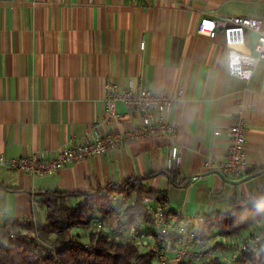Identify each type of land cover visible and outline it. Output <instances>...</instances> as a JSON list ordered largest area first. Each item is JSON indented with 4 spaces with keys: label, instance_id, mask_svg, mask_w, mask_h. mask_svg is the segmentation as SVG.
Returning a JSON list of instances; mask_svg holds the SVG:
<instances>
[{
    "label": "crops",
    "instance_id": "1",
    "mask_svg": "<svg viewBox=\"0 0 264 264\" xmlns=\"http://www.w3.org/2000/svg\"><path fill=\"white\" fill-rule=\"evenodd\" d=\"M216 14L264 23V0H0V155L8 161L30 149L52 156L90 130L123 133L137 125V114L122 102L116 103L119 120L101 123L107 80L119 91L138 86L168 94L183 90L167 114L177 128L172 136L128 140L49 176L0 164V228L12 230L15 221L44 222L43 192L75 193L68 198L75 204L83 193L127 180L138 181L142 195L153 192L154 202L172 215L188 216L196 226L238 210L248 198L259 202L264 62L249 81L229 74L222 36L197 32L202 17ZM255 39V32H248L249 47ZM236 110L247 129L246 176H255L232 185L204 164L224 160L227 137L214 131L228 128ZM171 142L179 146L181 161L167 170ZM144 216L140 227L153 230ZM214 232L220 231L209 233Z\"/></svg>",
    "mask_w": 264,
    "mask_h": 264
},
{
    "label": "built area",
    "instance_id": "2",
    "mask_svg": "<svg viewBox=\"0 0 264 264\" xmlns=\"http://www.w3.org/2000/svg\"><path fill=\"white\" fill-rule=\"evenodd\" d=\"M197 32L209 38L222 36L226 50V71L244 81H249L255 67L264 62V23L258 18L230 14L204 16L198 23ZM248 32L256 34L251 47L248 46ZM144 45L145 41L142 38L139 48L142 50ZM105 88L101 123L111 124L114 120H119L116 103L122 102L137 114V125L123 133L113 130L96 134L90 130L81 139L60 147L49 157L35 149H30L10 161L0 155V164H8L31 176H49L63 170L72 162L100 155L128 140L159 133L169 136L175 134L176 125L167 118V114L181 100L182 89L175 94L155 91L146 86L129 87L119 91L111 80L106 81ZM246 132L242 112L234 111L232 124L224 131H214L215 135L224 133L227 137L228 149L224 160L217 165L208 160L204 168L206 170L215 168L220 174L232 176L233 179L245 177L249 169L245 151ZM180 161V148L175 142H171L165 157V168L174 170L180 165ZM195 178L196 176L191 179ZM138 203L145 207L153 230L146 231L140 227L139 220L143 216L140 212L132 216V221L130 220L126 210ZM111 204V214L102 217L100 213H96L87 224L72 227L65 242L72 243L81 238L84 248H89L87 235L91 232L105 231L122 243L148 248L153 252L156 264H181L186 261L203 264L212 260L217 264H237L245 258L255 260L264 258V215L257 219L255 226L249 228L243 236L223 234L220 231L197 237L198 225H192L188 216L170 214L161 203L154 202L148 195L138 197L117 193L112 197ZM32 222L34 225L38 224L33 220ZM16 239L12 230L5 232L0 228V242ZM44 246L53 252L56 251L51 245Z\"/></svg>",
    "mask_w": 264,
    "mask_h": 264
},
{
    "label": "trees",
    "instance_id": "3",
    "mask_svg": "<svg viewBox=\"0 0 264 264\" xmlns=\"http://www.w3.org/2000/svg\"><path fill=\"white\" fill-rule=\"evenodd\" d=\"M117 193L140 197L143 191L136 180L111 183L81 194L82 199L75 204L68 202V198L77 195L75 193L62 190L41 193L39 202L45 211V221L36 225L31 220L15 221L12 231L17 239L0 242V264H156L151 250L141 251L138 246L117 241L105 231L87 235L89 248H84L81 238L72 243L65 242L72 227L87 224L96 213H100L102 217L111 214L112 197ZM146 193L149 196L154 195L151 191ZM126 212L131 221L132 216L138 212L143 213L145 219L149 220L145 207L140 203L128 208ZM263 215L264 204L251 203L244 209L201 221L196 236H204L216 228L223 234H238ZM44 244L53 246L56 251L47 249ZM181 264L194 263L186 261ZM203 264L217 262L212 260ZM237 264H264V258H245Z\"/></svg>",
    "mask_w": 264,
    "mask_h": 264
},
{
    "label": "water",
    "instance_id": "4",
    "mask_svg": "<svg viewBox=\"0 0 264 264\" xmlns=\"http://www.w3.org/2000/svg\"><path fill=\"white\" fill-rule=\"evenodd\" d=\"M216 173H218L225 182H227L229 184H232V185H236V184L242 183V182L250 179L251 177H254L255 176V174H253V175L245 176V177H243V178H241L239 180H230V179L225 178L218 171H216ZM259 195H260V201L259 202H257L256 199L248 198V199L245 200L244 204L241 207H238L236 209H239V210L240 209H244L247 206L248 203H252L254 205H262V204H264V181L263 182H260V185H259Z\"/></svg>",
    "mask_w": 264,
    "mask_h": 264
},
{
    "label": "rangeland",
    "instance_id": "5",
    "mask_svg": "<svg viewBox=\"0 0 264 264\" xmlns=\"http://www.w3.org/2000/svg\"><path fill=\"white\" fill-rule=\"evenodd\" d=\"M248 229H249V227H247ZM248 229H247V231H248ZM71 230V229H70ZM70 230H69V236H70ZM220 231V230H219ZM239 235H240V233H239ZM55 236H56V234H55ZM68 236V237H69ZM67 238V237H66ZM140 250L141 251H147L148 250V248H146V247H140Z\"/></svg>",
    "mask_w": 264,
    "mask_h": 264
}]
</instances>
